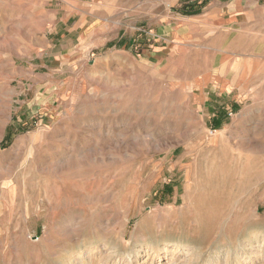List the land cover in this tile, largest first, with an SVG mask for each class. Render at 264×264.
<instances>
[{"label": "rangeland", "instance_id": "1", "mask_svg": "<svg viewBox=\"0 0 264 264\" xmlns=\"http://www.w3.org/2000/svg\"><path fill=\"white\" fill-rule=\"evenodd\" d=\"M53 4L0 0V264H264L261 53L218 103V53L61 51Z\"/></svg>", "mask_w": 264, "mask_h": 264}, {"label": "crops", "instance_id": "2", "mask_svg": "<svg viewBox=\"0 0 264 264\" xmlns=\"http://www.w3.org/2000/svg\"><path fill=\"white\" fill-rule=\"evenodd\" d=\"M52 1L49 33H53L52 41L62 42L61 51H78L84 46L87 51H126L136 43V28L144 24L162 35L167 46L146 51H178L171 49L178 45L180 51L186 46L185 51L218 53L220 66L209 70L213 80L203 84L204 88L212 87L213 93L218 89L212 96L218 103L226 100L228 86L234 85L221 73L247 71L244 66L236 69L235 64L243 62L253 51L264 57V0H192L199 10L193 17L174 10L191 3L190 0ZM157 2L164 4V11L159 14ZM192 24H196L195 33L191 31Z\"/></svg>", "mask_w": 264, "mask_h": 264}, {"label": "bare ground", "instance_id": "3", "mask_svg": "<svg viewBox=\"0 0 264 264\" xmlns=\"http://www.w3.org/2000/svg\"><path fill=\"white\" fill-rule=\"evenodd\" d=\"M14 203V202H13Z\"/></svg>", "mask_w": 264, "mask_h": 264}]
</instances>
